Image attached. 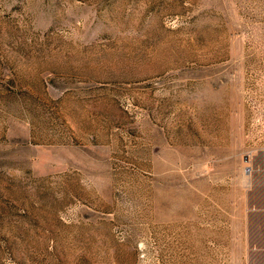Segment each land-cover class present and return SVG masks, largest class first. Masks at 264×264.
<instances>
[{"label":"rangeland","instance_id":"1","mask_svg":"<svg viewBox=\"0 0 264 264\" xmlns=\"http://www.w3.org/2000/svg\"><path fill=\"white\" fill-rule=\"evenodd\" d=\"M263 120L264 0H0V264H247Z\"/></svg>","mask_w":264,"mask_h":264},{"label":"crops","instance_id":"2","mask_svg":"<svg viewBox=\"0 0 264 264\" xmlns=\"http://www.w3.org/2000/svg\"><path fill=\"white\" fill-rule=\"evenodd\" d=\"M262 126L264 128V120ZM259 140L260 146L250 159L251 172L243 180L241 199L238 203L232 199L213 203L214 208L239 210L237 220L233 216L230 219V232L232 236L237 235L232 239L231 248L238 251L247 264H264V134Z\"/></svg>","mask_w":264,"mask_h":264},{"label":"built area","instance_id":"3","mask_svg":"<svg viewBox=\"0 0 264 264\" xmlns=\"http://www.w3.org/2000/svg\"><path fill=\"white\" fill-rule=\"evenodd\" d=\"M246 171L249 172L250 171V168L249 166L246 167Z\"/></svg>","mask_w":264,"mask_h":264}]
</instances>
